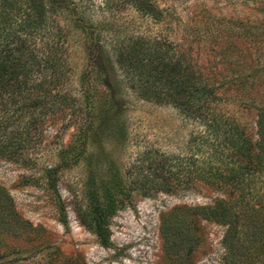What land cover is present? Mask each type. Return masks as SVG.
<instances>
[{
  "label": "rangeland",
  "instance_id": "obj_1",
  "mask_svg": "<svg viewBox=\"0 0 264 264\" xmlns=\"http://www.w3.org/2000/svg\"><path fill=\"white\" fill-rule=\"evenodd\" d=\"M69 1L107 52L127 36H159L189 51L219 94L264 99V0H154L165 13L158 23L118 0ZM71 15L66 10L58 15L68 33L70 88L82 99L80 76L86 75L94 124L87 129L82 115L67 111L34 115L37 123L21 125L27 138L16 156L0 155L5 226L0 224V264H64L68 257L77 264H264V245L256 235L264 227L259 220L264 214V170H254L251 177L256 192L248 202L259 210L255 222L235 204L240 199L236 185L192 180L189 188L173 194L150 191L151 196H142L129 182L138 154L152 149L178 155L198 124L184 121L172 105L139 99L124 88L120 72L107 61L124 98L121 112L109 111L104 103L108 91L89 73L86 34L72 24ZM228 26L227 50L216 49L211 44L219 43ZM14 92L1 89L0 104L9 105ZM211 108L217 119L239 124L245 136L257 139L255 109L230 100L214 102ZM7 113L0 110V118L12 115ZM92 188L100 200L107 188L115 199L129 189L124 203L105 221V240L81 221L88 214Z\"/></svg>",
  "mask_w": 264,
  "mask_h": 264
},
{
  "label": "trees",
  "instance_id": "obj_2",
  "mask_svg": "<svg viewBox=\"0 0 264 264\" xmlns=\"http://www.w3.org/2000/svg\"><path fill=\"white\" fill-rule=\"evenodd\" d=\"M108 1L111 0H104V3ZM117 3L133 8L156 23L161 22L165 15L154 0H118ZM76 9L69 0H0V93L5 87L15 90L9 105L0 104V110L12 114L9 117L2 114L0 118V155L16 156L27 138L22 136L25 127L21 125L37 123L38 118L34 115L67 111L72 115H82V123L87 129L94 124L96 112L86 75L80 76L82 99L70 88L68 33L59 22L58 15L61 10L71 11L72 24L86 34L84 48L91 78L108 91V102L105 100L104 103L109 111L121 112L124 98L117 84L112 82L107 61L120 72L124 88L139 99L172 105L184 121L198 124V130L189 135L178 155L142 150L129 178L130 184L142 190L140 194L144 197L151 196L150 191L173 194L177 188H189L192 180L209 186L236 185L240 199L235 204L238 203L243 212H249V221L258 220L254 213L259 210H253L248 197L252 198L256 192L251 185L254 170L260 167L264 170V99L250 98L249 93L238 96H227L225 92L219 94L215 86L202 77L189 51L159 36H127L122 39L123 43L115 42L112 53L107 52L98 33L92 32V25L85 24L83 18L75 15ZM229 30V26L225 27L219 43L211 45L227 50ZM220 100L255 109L256 140L245 136L239 124L223 122L215 117L211 104ZM25 116L28 118L23 122ZM121 191L124 197L128 196L129 189ZM104 193L100 200L97 190L92 188L88 214L81 220L102 240L106 238L103 234L105 221L117 205L124 203L123 195L115 199L109 188ZM214 213L219 215L221 210ZM259 220L264 224V214ZM3 221L0 216V224L5 228ZM259 233L257 238L264 245V227ZM64 264L77 262L68 257Z\"/></svg>",
  "mask_w": 264,
  "mask_h": 264
}]
</instances>
